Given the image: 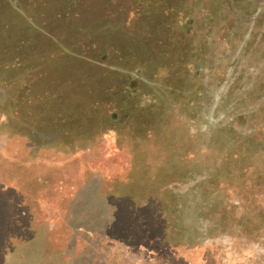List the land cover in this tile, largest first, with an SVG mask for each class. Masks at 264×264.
Returning <instances> with one entry per match:
<instances>
[{"label":"rangeland","instance_id":"obj_1","mask_svg":"<svg viewBox=\"0 0 264 264\" xmlns=\"http://www.w3.org/2000/svg\"><path fill=\"white\" fill-rule=\"evenodd\" d=\"M5 2L0 264H264V0Z\"/></svg>","mask_w":264,"mask_h":264},{"label":"trees","instance_id":"obj_2","mask_svg":"<svg viewBox=\"0 0 264 264\" xmlns=\"http://www.w3.org/2000/svg\"><path fill=\"white\" fill-rule=\"evenodd\" d=\"M56 1L59 2L60 4H63V0H56ZM66 1L68 2V5L64 8H60L62 10L61 12L67 11L66 13L58 14V13H61V12H58V13L53 14L52 13L53 10H52L49 15H54L53 17L58 16V15H66L67 18L70 17L69 19H72L74 22L77 17L82 16V14H81L82 12H85L86 17H89V19H87L85 24L89 25L90 27H92L94 29H96V26H97V22H98L97 19L100 17L99 19L103 20V25H104L102 27L103 30L100 29V31L102 33V37L100 36L101 38L108 39L109 38L108 36H110L112 32L113 33H112L111 37L119 34L118 27L115 26L114 22H113V25L111 23L113 20V14L111 13L112 18H110L107 15V12L114 10V6H115V5H113L114 0H66ZM103 1H105V2H103ZM107 1L108 2L111 1V2L108 3ZM137 4L138 5L135 7V9H137L138 14L143 15L144 8H142V6H144V4L140 3V0H137ZM0 10H2L0 13V56H1L3 53L7 52V50L9 49L6 46L12 42L13 38L17 39L21 35H22V37L27 35L29 38L30 33H32V31H31L30 27L27 25L26 20L23 18V15L20 12H18V10L13 8L9 3L5 2V0L4 1L0 0ZM88 12H93L94 16H92ZM90 17H92V18H90ZM72 20L67 21L64 19V23L67 22L71 26ZM32 39H33L32 41H34V39H35V42L30 46L28 45L29 47L27 46L25 48L26 50L23 51V55L29 54L28 48H30L31 46H33V47L37 46L38 37L33 35ZM92 45H94V47H96L95 43H93ZM31 53H32V57L29 58L30 60L41 61V59H38L39 57L37 56L38 55L37 53H40L38 51V49H33L31 51ZM98 55L99 54L95 55V57H93V60H95L96 58H99ZM71 59L74 60V58H67L66 61H71ZM84 59H86V58H84ZM88 61L91 62L92 64L91 63L88 64V63L84 62V60L80 61V63L82 65V67L87 69L86 70L87 73L89 75H91L92 78H97L96 74L101 76L104 79L105 78L112 79L115 77L114 74L111 73L108 68H103L102 67L103 65L98 64V63L95 64L90 60H88ZM95 61L98 62V60H95ZM119 92H120V89H116V91H114L113 93H110V91H109V93L107 94V97L109 99H113V97H114L113 95H115V94L118 95ZM16 103H17L18 107H21L25 103L24 96L16 99ZM96 106H98V105L96 104ZM92 108H94V110H95V107H92ZM90 109H91V107H89V110ZM104 120H105V118H102L101 121H104ZM109 120L110 121L113 120V117L110 116ZM3 240H4V242H6L7 237H6V239H3ZM1 253L2 252H0V254Z\"/></svg>","mask_w":264,"mask_h":264},{"label":"crops","instance_id":"obj_3","mask_svg":"<svg viewBox=\"0 0 264 264\" xmlns=\"http://www.w3.org/2000/svg\"><path fill=\"white\" fill-rule=\"evenodd\" d=\"M150 261H153V259L151 258ZM141 262H144V261H141Z\"/></svg>","mask_w":264,"mask_h":264}]
</instances>
